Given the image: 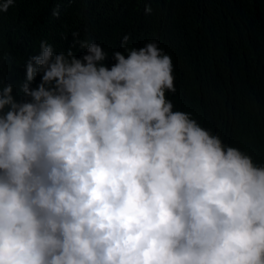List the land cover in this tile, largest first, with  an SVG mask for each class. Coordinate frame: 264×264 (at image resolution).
<instances>
[{
  "label": "clouds",
  "instance_id": "1",
  "mask_svg": "<svg viewBox=\"0 0 264 264\" xmlns=\"http://www.w3.org/2000/svg\"><path fill=\"white\" fill-rule=\"evenodd\" d=\"M72 36L0 71V264H264V164L174 110L156 42Z\"/></svg>",
  "mask_w": 264,
  "mask_h": 264
},
{
  "label": "trees",
  "instance_id": "2",
  "mask_svg": "<svg viewBox=\"0 0 264 264\" xmlns=\"http://www.w3.org/2000/svg\"><path fill=\"white\" fill-rule=\"evenodd\" d=\"M73 33L109 58L124 52L125 35L128 47L156 42L173 63L176 92L166 96L174 110L264 164V0H15L0 13L5 81L18 87L31 49L38 44L39 55L53 36L63 43L57 50L84 55Z\"/></svg>",
  "mask_w": 264,
  "mask_h": 264
}]
</instances>
